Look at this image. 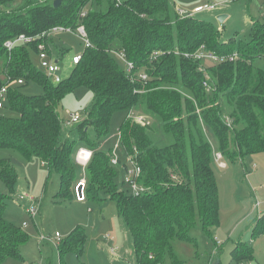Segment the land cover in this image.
I'll use <instances>...</instances> for the list:
<instances>
[{
	"label": "trees",
	"instance_id": "16d2710c",
	"mask_svg": "<svg viewBox=\"0 0 264 264\" xmlns=\"http://www.w3.org/2000/svg\"><path fill=\"white\" fill-rule=\"evenodd\" d=\"M104 2V11L93 8ZM53 3L0 0V88L23 80L8 86L2 98L0 109L9 113L0 111V148L39 159L49 174L57 173V199L70 196L76 171H83L84 199H100L104 192L115 203L130 232L136 264H182L173 240L197 244L192 229L199 227L211 235L219 224L212 168L216 152L234 159L264 151V67L255 64L258 58L264 61V21H252L246 40L224 39L211 21L198 15L181 17L170 0H61L57 7ZM86 6L89 11L80 19L78 14ZM80 23L91 45L84 47L70 75L54 82L33 66L30 54L38 55L37 45L42 42L60 60L65 51L55 52L51 35L40 34L55 26L74 30ZM20 34L35 40L8 52L4 41ZM201 46L225 59L183 55ZM118 52L134 63L133 80L116 60ZM142 71L148 75L146 81L137 76ZM206 75L208 86L203 84ZM31 82L40 93L23 92ZM80 86L88 87L93 99L83 120L68 129L57 108L67 92ZM118 110H134L146 117L142 124L126 116L119 127L121 146L141 168L139 183L146 189L138 194L117 188L112 151L99 147ZM80 146L93 150L84 169L74 161ZM16 177L12 166L0 162V178L10 188ZM4 208L5 195L0 192V264L8 258L20 260L19 246L28 240L21 228L4 218ZM260 219L263 229L264 213ZM84 241L81 226L59 240L60 264L67 251L81 254ZM231 253L234 264L254 258L248 241H238Z\"/></svg>",
	"mask_w": 264,
	"mask_h": 264
},
{
	"label": "rangeland",
	"instance_id": "374dc122",
	"mask_svg": "<svg viewBox=\"0 0 264 264\" xmlns=\"http://www.w3.org/2000/svg\"><path fill=\"white\" fill-rule=\"evenodd\" d=\"M174 8L191 10L196 5L215 3L214 10L197 13L199 17L211 21L219 30L221 38L235 37L246 40L250 36L253 20L264 21V0H170ZM104 11L107 3L93 6ZM227 13L223 22L217 15ZM54 51L63 50L59 56V72L61 78H67L72 70V56L81 54L85 47L81 38L74 32H56L51 35ZM116 60L122 65L121 59L115 54ZM57 56V53H55ZM33 66L40 69L41 61L36 53L30 54ZM257 66L264 67L262 58L255 61ZM123 66V65H122ZM23 92L32 95L41 89L34 83L23 86ZM93 99V92L80 86L67 92L58 105V114L63 126L74 128L77 122L66 125L72 114L80 120L85 117L86 109ZM1 100L0 105L3 106ZM0 111L9 113L7 109ZM127 110L113 113L108 139L104 142L105 149L114 150L119 162L115 165V183L119 190L131 192L125 181V165L129 166L128 153L119 143L118 131L124 121ZM134 115H142L133 112ZM72 136L78 140L76 132ZM0 162H6L16 172L13 188L0 178V192L5 195L4 218L21 228L28 240L19 246L22 258H8L2 264H60L61 258L57 251L59 240H65L77 226L85 232V241L81 254L67 251L62 257L63 264H136V256L132 246L130 232L122 217L118 214L115 203L110 197L100 192V199L79 200L76 193L77 182L84 177L83 171H76L70 185V196L57 199L55 193L59 187L58 175L48 173L46 164L39 159H27L18 150L0 148ZM124 163V164H123ZM218 187L219 224L204 234L199 227L191 230L196 243L173 240V249L182 264H234L231 250L241 240L249 242L252 237L255 220L264 207V151L250 153L234 159H215L212 164ZM76 195V196H75ZM38 209L36 218L28 213ZM249 216V217H248ZM23 224H26L23 226ZM55 233H58L59 240ZM111 235L113 240L105 237ZM226 240V241H225ZM258 242L259 244L258 246ZM254 243V242H253ZM256 258L263 255V240L254 243ZM117 248L115 255L110 248ZM167 264V263H166Z\"/></svg>",
	"mask_w": 264,
	"mask_h": 264
},
{
	"label": "built area",
	"instance_id": "2783aa9c",
	"mask_svg": "<svg viewBox=\"0 0 264 264\" xmlns=\"http://www.w3.org/2000/svg\"><path fill=\"white\" fill-rule=\"evenodd\" d=\"M117 3L119 2V0H116ZM217 8V4L215 3H204L202 5H197L194 6L191 10H185V9H179L176 8V12L177 14H179L181 17H187V16H194L197 13H200L201 11L204 10H214ZM89 11V6L83 7L79 14L78 17L81 19L83 18L87 12ZM74 32L76 33L81 40L83 41L85 46H90L91 43L89 41V38L87 36L85 27L83 24H78L77 27L73 30L70 27H65V26H55L52 27L51 29H49L48 31H44L40 34V37H44L47 38L50 35H52L53 33L56 32ZM35 40L34 36H28L25 34H20L14 38L11 39H7L6 41H4L3 46L4 48L8 51L11 52V50L13 49L14 46L16 45H20V44H28L32 41ZM37 48L39 50L38 52V56L40 58V65L41 68L43 69V71L46 73V75L48 77H50L54 82H59L62 80L61 76L58 74L59 72V67L57 65L58 63V59L54 56V54H49L47 49H46V45L42 42H40L37 45ZM155 53H153L154 55ZM117 55L119 56V58L122 60V63L124 64V67L126 68L129 77L133 80L135 78V75L133 74V69H134V63L130 60H127V58L125 57V54L122 52H118ZM183 55L185 57L188 58H195L197 60H207V59H211V60H223L225 59L224 57L217 56L216 54H214L213 52H208L204 49L203 46H201L196 52L193 53H188L185 52L183 53ZM234 56L233 55H229L227 56V58L232 59ZM81 59V54H76L74 56H72V64H76L79 60ZM200 71H204V67L200 66L199 67ZM137 76L143 80L146 81L148 79V75L145 72H139L137 74ZM207 78L208 76L206 75V79L203 81V84L205 86H208V82H207ZM23 80L22 79H16V80H12L10 82H8L7 84L2 85V87L0 88V103L2 98L4 97L6 90L8 88V86H13L14 84H22ZM1 106V105H0ZM134 110H130L128 111V114L126 115L127 118L133 119L139 123H146V117L144 115H134L133 114ZM80 120V117L77 114H72L70 119L68 121H66V125H70L74 122H78ZM118 136H119V143H120V131H118ZM108 139V137L106 138V140ZM104 140L99 147H102L104 142L106 141ZM98 147V148H99ZM111 158H110V163L116 165L119 162V159L115 156L114 154V150H111ZM93 150L84 147V146H80L79 148L76 149L75 153H74V161L77 165L81 166L83 169L87 166L88 162L91 159ZM128 158H129V166L125 165V181L129 184L130 188H131V192L134 194H138L141 192H144L146 187L143 186L141 183H139V177L141 175V168L138 165L135 156L133 155H129L128 154ZM215 159L221 160L222 156L221 153L216 152L215 154ZM82 183L83 184V191H82V197L79 198V200H83L84 199V186H85V178L81 179L79 182H77L76 185ZM28 213L30 214V216L32 218H36L37 214H38V209H31L28 211ZM26 224H23V226ZM55 237L57 240H59V235L58 233H55ZM107 240H111L112 236L111 235H107L105 237ZM117 248H113L111 247L110 252L115 255Z\"/></svg>",
	"mask_w": 264,
	"mask_h": 264
},
{
	"label": "crops",
	"instance_id": "0c3cea01",
	"mask_svg": "<svg viewBox=\"0 0 264 264\" xmlns=\"http://www.w3.org/2000/svg\"><path fill=\"white\" fill-rule=\"evenodd\" d=\"M197 6V5H196ZM224 14H226L227 16H228V14L227 13H224ZM227 16H226V18H227ZM43 163V162H42ZM45 164V163H44ZM47 166V165H46ZM47 170H48V168H47ZM48 173H49V171H48ZM264 202V200L261 202V204ZM264 205V204H263ZM263 213H264V207H262L261 209H260V212H259V214H258V216H257V218H256V220H255V223H254V228H253V231H252V237H251V239H250V243L252 244V247H253V254H254V258L252 259V260H250V261H248V262H242L241 264H264V254L263 255H259V253H258V251H257V255L259 256V258H256V256H255V250H254V248H255V246H254V243L255 242H257V241H259V240H263V242H264V228L262 229V228H260V225H261V223H262V221H259V220H261L260 219V217L263 215ZM249 217V216H248ZM113 240V237H112V239H111V241ZM226 241V240H225ZM240 241H243V240H241L240 239ZM254 242V243H253ZM258 244V246H259V244H261L260 242H258L257 243ZM111 249V248H110ZM262 252L264 253V248L262 247Z\"/></svg>",
	"mask_w": 264,
	"mask_h": 264
},
{
	"label": "water",
	"instance_id": "95a60500",
	"mask_svg": "<svg viewBox=\"0 0 264 264\" xmlns=\"http://www.w3.org/2000/svg\"><path fill=\"white\" fill-rule=\"evenodd\" d=\"M60 2H61V0H54L53 5L55 7H57ZM226 16H227L226 14H219V15H217V20L219 22H223L224 19L226 18ZM82 191H83V184L80 183V184L77 185V189H76V193H77V195H78L79 198L82 197Z\"/></svg>",
	"mask_w": 264,
	"mask_h": 264
}]
</instances>
